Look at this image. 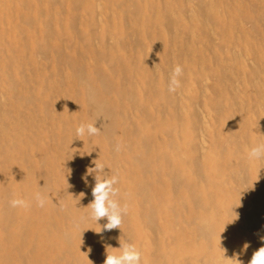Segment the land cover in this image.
<instances>
[{
  "label": "bare ground",
  "instance_id": "6f19581e",
  "mask_svg": "<svg viewBox=\"0 0 264 264\" xmlns=\"http://www.w3.org/2000/svg\"><path fill=\"white\" fill-rule=\"evenodd\" d=\"M263 25L264 0H0V264H104L124 244L141 264H249ZM112 176L123 218L104 231L90 205Z\"/></svg>",
  "mask_w": 264,
  "mask_h": 264
},
{
  "label": "clouds",
  "instance_id": "9594fccd",
  "mask_svg": "<svg viewBox=\"0 0 264 264\" xmlns=\"http://www.w3.org/2000/svg\"><path fill=\"white\" fill-rule=\"evenodd\" d=\"M183 74V68L180 65H176L171 73L168 83V91L175 92L180 86V79ZM95 123L84 124L81 123L76 128L77 137H83L85 134L88 136L97 135L99 129L94 126ZM249 159H262L264 158V144H260L258 146L252 147L248 153ZM97 168H103V164H96ZM92 169H89L88 172L82 179L87 181V175L91 174ZM118 183L117 176H112L110 179L100 181L98 180L94 189L93 196L94 201L90 205L92 209V219L99 220L100 218H107L108 222L104 225V231H112L113 229L121 228L122 218L123 216L119 215L117 212L113 211L117 207H121L118 201H113L109 199V193H113L114 195H118L119 189L113 188L114 184ZM34 200L38 207H44L47 196L42 194L41 192H36L34 194ZM10 205L15 207H30V203L24 199H13L10 201ZM123 213H127V205L122 207ZM238 219V214L236 216ZM259 235V233H257ZM260 239L264 241V236H261ZM249 245L247 243L244 244V248L247 249ZM142 262V253L136 247L135 244H124L122 245V251L114 252L112 254H107L104 260V264H141ZM236 264H241L239 259L235 260ZM249 264H264V246L260 247L256 250Z\"/></svg>",
  "mask_w": 264,
  "mask_h": 264
},
{
  "label": "rangeland",
  "instance_id": "374dc122",
  "mask_svg": "<svg viewBox=\"0 0 264 264\" xmlns=\"http://www.w3.org/2000/svg\"><path fill=\"white\" fill-rule=\"evenodd\" d=\"M243 6H244V4H243L241 7H243ZM248 26H250V25H249V24H247V27H248ZM263 28H264V25H263Z\"/></svg>",
  "mask_w": 264,
  "mask_h": 264
}]
</instances>
